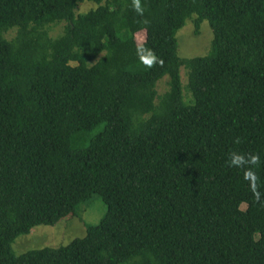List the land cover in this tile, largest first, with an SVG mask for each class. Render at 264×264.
Instances as JSON below:
<instances>
[{
    "label": "trees",
    "instance_id": "1",
    "mask_svg": "<svg viewBox=\"0 0 264 264\" xmlns=\"http://www.w3.org/2000/svg\"><path fill=\"white\" fill-rule=\"evenodd\" d=\"M139 3L0 0V264H264V0ZM188 20L212 40L182 59ZM92 195L82 238L12 254Z\"/></svg>",
    "mask_w": 264,
    "mask_h": 264
},
{
    "label": "rangeland",
    "instance_id": "2",
    "mask_svg": "<svg viewBox=\"0 0 264 264\" xmlns=\"http://www.w3.org/2000/svg\"><path fill=\"white\" fill-rule=\"evenodd\" d=\"M94 8V4L83 2L78 5L76 13H86ZM63 26L64 23L53 26L50 29L49 35L51 37L57 36ZM193 27L192 22L188 20L176 34L177 55L182 59L201 57L209 51L208 49L210 48L209 46L212 40L209 24L206 21H202L199 26L198 35L194 34ZM13 35L14 32L11 31L9 36L12 37ZM142 38L143 32H140L137 35V42H141ZM167 81L168 77L165 76L157 82L156 91L158 96H161L167 91ZM180 83L183 100H188L190 97L186 93L185 87L187 79L183 69L180 70ZM105 212L106 207L100 197L98 195H92L81 204L79 217L65 218L54 226L35 227L29 234L17 237L11 244L12 254L18 256L31 250L65 246L75 238H82L85 235V226L98 224L104 217Z\"/></svg>",
    "mask_w": 264,
    "mask_h": 264
},
{
    "label": "clouds",
    "instance_id": "3",
    "mask_svg": "<svg viewBox=\"0 0 264 264\" xmlns=\"http://www.w3.org/2000/svg\"><path fill=\"white\" fill-rule=\"evenodd\" d=\"M134 8L136 10L137 13H141L142 14V8L140 6L139 0H134ZM142 52L144 50H141ZM150 54V53H149ZM140 59L143 63H145L148 67H151L153 60L152 59H148L146 58L144 55L140 56ZM259 157L256 155H250L247 160L245 159V157L243 155H240L238 153H230L229 154V158H228V164L230 167H237L240 168L242 167L245 163L248 164H252L255 165L258 161ZM244 178L246 180H253L255 179L254 177V173L251 170H247L244 172ZM253 193L256 197L257 200L260 199V193L255 191V187L253 186Z\"/></svg>",
    "mask_w": 264,
    "mask_h": 264
}]
</instances>
